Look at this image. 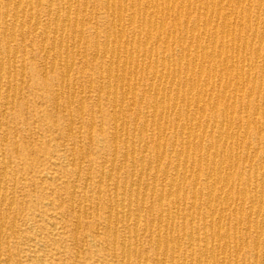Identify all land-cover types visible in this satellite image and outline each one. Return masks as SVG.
<instances>
[{
    "label": "rangeland",
    "instance_id": "rangeland-1",
    "mask_svg": "<svg viewBox=\"0 0 264 264\" xmlns=\"http://www.w3.org/2000/svg\"><path fill=\"white\" fill-rule=\"evenodd\" d=\"M0 1V264H197L196 256L203 250L204 240L201 239L204 235L207 237L208 247L214 250L219 242L227 245L226 259L222 255L216 258L221 264H264V248L262 249L261 245L264 243V232L260 234L249 229L250 220L264 221V215H254L249 211V206L255 199H263L264 202V165H261L264 158V70L260 67L261 61L264 62V0H168L169 3L167 0H117L116 7L119 4L122 8L126 6L122 9L124 16L121 24H124V27L122 26L121 31L118 30L115 15L106 8L110 4L109 0H16L15 3L9 0ZM167 3L169 7L176 8L172 11L173 14L166 11ZM155 4L161 8L160 13L150 18L145 17L142 14L145 6L151 8ZM211 5L214 8H211ZM187 11L189 13H186ZM218 12L223 18L216 15ZM15 13L17 19L13 17ZM132 13L135 14L132 15L134 19ZM204 16L206 21H213L212 25L209 21L205 25ZM34 20L38 23L37 26ZM132 20H136L133 25ZM193 27L196 32L200 30L201 34L205 30L210 36L209 41L203 36L198 42L193 36L196 34ZM220 27L226 28L230 33L226 40L223 39L225 34L222 36L219 32ZM149 31H152L151 34ZM225 42L229 47L227 56L217 52H221V45ZM42 43L45 45L42 46ZM137 46H140V50L136 49ZM197 46L202 53H207L206 60L203 59L205 61L195 60L197 58H194V49L197 50ZM183 47L187 49L183 51ZM244 47L246 48L243 49ZM106 49L115 51L122 59L132 58L127 68L131 74L130 83L127 85L132 92L127 97L121 95L124 90H118L114 99L106 89L107 85L123 74L122 65L112 67L111 70L109 63L112 55L106 56ZM188 55L190 57H187L186 61L185 57ZM212 56L220 57L218 60L228 61L229 65L236 67L231 81L225 79V72H219L218 63H209ZM148 59L156 61L148 66L149 68L144 64ZM137 64L138 68L135 67ZM180 65L181 69L178 67ZM201 65L206 71H212L211 73L216 70L213 73H216L213 93L208 94L209 91L204 90L207 89L208 83L205 78H198L201 83L196 80L198 83L193 85L188 80V72L199 71ZM239 69L244 70L240 72ZM184 70L187 73L183 72ZM159 71L168 73L170 79L161 80V88L164 86L161 93H164L167 99L163 104L161 102L163 135L158 141L163 156L157 158L152 148L156 131L148 128L145 131L143 126L153 119L150 111L153 100L150 96L154 93L155 86H149L156 82L151 77L154 78ZM173 77L176 78V86L179 85V88L171 84ZM197 92L207 95L204 104L196 105L194 101L190 105L182 103L187 95L195 97ZM218 96L228 98L225 105L232 104V107L235 104V111H228V118L221 107L216 111L208 105ZM207 98L212 99L209 101ZM115 111H118V115ZM115 116L120 118L123 128L120 127L121 139L118 138L117 142H113ZM225 122L232 123V129L230 128L227 134L237 141L236 147L239 150L237 153L225 151L226 156L234 157L236 164L231 168L233 175L229 192H232L226 193L231 196L228 195L232 201H229L231 204L228 211L223 214L224 219L219 222L210 217L205 204L207 187L203 179L212 169L203 164L193 166L191 161L185 163L184 167L181 166L179 175L174 174L173 168L176 165L175 154L182 155L183 143L187 141L181 139L182 130L200 125L199 129H192L191 139L192 148L196 150L192 151L193 154L200 156L210 143L211 126H220ZM178 130L180 131L177 132ZM203 135L206 139L200 144ZM246 150H249L251 155H247ZM252 156L255 157L253 162ZM111 161L114 163L113 167ZM182 168L185 175L182 174ZM171 179H175L180 186L179 196L175 197L180 202L177 211L171 210V198L168 197L167 188L160 187L163 182ZM261 185L262 189L259 190ZM238 190L248 191L249 197L241 202L236 194ZM115 202L123 204L125 214L110 211ZM171 222L174 228L170 231L172 233L169 230L166 231L167 234L156 233L159 223L165 226ZM181 236L184 240H181ZM212 241L213 243H210ZM123 244L126 245L124 250ZM122 252H125L124 260L121 258ZM204 263L214 264L210 260Z\"/></svg>",
    "mask_w": 264,
    "mask_h": 264
},
{
    "label": "bare ground",
    "instance_id": "bare-ground-1",
    "mask_svg": "<svg viewBox=\"0 0 264 264\" xmlns=\"http://www.w3.org/2000/svg\"><path fill=\"white\" fill-rule=\"evenodd\" d=\"M9 1H11L12 3H15L16 2V0H9ZM19 1H21V0H19ZM29 1H31V0H29ZM50 1V0H49ZM67 1V0H66ZM121 1V0H120ZM151 1V0H150ZM153 1H155L156 2V0H153ZM161 1V0H160ZM170 1V0H169ZM169 1L167 0L166 2H168L169 3ZM227 1H229V0H227ZM240 1V0H239ZM244 1V0H243ZM1 2V1H0ZM32 2V1H31ZM51 2V1H50ZM108 2H110V4L109 5H111V6H106V8L108 9V11L109 12H112L113 14V16L115 15V19H116V23H118V25L117 26H119V31H121V29L124 27L122 24H121V22H122V20H123V16H124V14L122 13V9H124V8H122L121 7V5L119 4V2H118V7H116V3H117V0H109ZM148 2V1H147ZM152 2V1H151ZM154 2V3H155ZM197 2V1H196ZM215 2V1H214ZM2 3V2H1ZM0 3V4H1ZM61 3H62V1H61ZM68 3H69V1H68ZM67 3V4H68ZM149 3V2H148ZM163 3V2H162ZM168 3H167V8H166V11H175L176 10V8L174 7V6H171V7H169V5H168ZM221 3V2H220ZM241 3V2H240ZM32 4V3H31ZM50 4V3H49ZM107 4V3H106ZM172 4V3H171ZM182 4V3H181ZM189 4V3H188ZM198 4V3H197ZM211 4V3H210ZM215 4V3H214ZM222 4V3H221ZM231 4V3H230ZM152 5V4H151ZM163 5V4H162ZM183 5V4H182ZM181 5V6H182ZM190 5V4H189ZM207 5V4H206ZM206 5H205V7H206ZM212 5H213V3H212ZM211 5V8L213 7ZM218 5H220V4H218ZM239 5V4H238ZM237 5V6H238ZM139 6H141L140 4H139ZM215 6V5H214ZM222 6V5H221ZM249 6V5H248ZM49 7V6H48ZM134 7V6H133ZM184 7V6H183ZM182 7V8H183ZM187 7V6H186ZM189 7V6H188ZM187 7V8H188ZM199 7V6H198ZM200 7H201V5H200ZM199 7V8H200ZM203 8L204 9V11L206 10V8L208 7H206V8ZM219 7V6H218ZM18 8V7H17ZM69 8H70V5H69ZM131 8V7H130ZM139 7H137V9H138ZM145 10H144V12L142 13V14H144V16L145 17H152V16H155L156 14H158V13H160V11H161V8L159 7V6H157L156 4H155V6H153V7H151V8H148V7H146L145 6ZM181 8V9H182ZM186 8V9H187ZM190 8V7H189ZM195 8V7H194ZM214 8V7H213ZM222 8V7H221ZM5 9H6V7H5ZM77 9V8H76ZM201 9V8H200ZM219 9V8H218ZM84 10V9H83ZM115 10L117 11V12H115ZM126 10V9H125ZM125 10H123L124 12H125ZM163 11H164V9H162ZM187 10H190V9H187ZM212 10H214V9H212ZM211 10V11H212ZM221 10V9H220ZM223 10V9H222ZM22 11H23V9H22ZM68 11V10H67ZM138 11H140L141 12V10H140V8L138 9ZM162 11V12H163ZM201 11V10H200ZM131 12H133V11H131ZM140 12H138V13H140ZM198 12H199V10H198ZM17 13V12H16ZM16 13L13 15V17H14V19H17L18 17H17V15H16ZM167 12H165V14H166ZM177 13V12H176ZM186 13H189L188 11L186 12ZM200 13V12H199ZM199 13H197V15L199 14ZM207 13V12H206ZM211 13H213V12H211ZM13 14V13H12ZM134 13H132L131 14V16L133 15ZM170 14V13H169ZM168 14V15H169ZM172 14H173V12H172ZM193 14V13H192ZM203 14H204V12H203ZM214 14V13H213ZM22 15H24V14H22ZM111 15V14H110ZM111 15V16H112ZM135 15V14H134ZM133 15V16H134ZM141 15V14H140ZM161 15H163V14H161ZM167 15V14H166ZM176 15H178V14H176ZM182 15V14H181ZM205 15V14H204ZM208 15V14H207ZM216 15H218V17H222V14L221 13H216ZM257 15V14H256ZM132 16V17H133ZM144 16H143V18H144ZM164 16V15H163ZM209 16H211V15H209ZM224 16H227V15H224ZM30 17V16H29ZM32 17V16H31ZM67 17V16H66ZM127 17H129L130 18V16L128 15ZM167 17V16H166ZM185 17H186V15H185ZM187 17H189L188 16V14H187ZM229 17V16H228ZM227 17V18H228ZM242 17V16H241ZM59 18V17H58ZM113 18V17H112ZM128 18V19H129ZM139 18V17H138ZM205 18V16L203 17V19ZM217 18V17H216ZM223 18V17H222ZM13 19V20H14ZM133 19H134V17H133ZM155 19V18H154ZM168 19V18H167ZM190 19V18H189ZM211 19V18H210ZM220 19V18H219ZM218 19V20H219ZM234 19V18H233ZM248 19V18H247ZM3 20V19H2ZM55 20V19H54ZM113 20V19H112ZM151 20V19H150ZM156 20V19H155ZM186 20V19H185ZM188 20V19H187ZM186 20V21H187ZM217 20V19H216ZM240 20V19H239ZM264 20V19H263ZM4 21V20H3ZM23 21V20H22ZM35 21V20H34ZM57 21V20H56ZM114 21V20H113ZM135 21L136 20H132L131 21V24L133 25V24H135ZM140 21V20H139ZM166 21V20H165ZM185 21V22H186ZM208 21L209 20H207L206 21V18H205V25H207L208 24ZM224 21V20H223ZM240 21H242V19L240 20ZM144 22V21H143ZM164 22V21H163ZM178 22H179V20H178ZM190 22V21H189ZM188 22V23H189ZM199 22V21H198ZM197 22V23H198ZM207 22V23H206ZM210 22V21H209ZM213 22V21H212ZM212 22H210V25H212L211 23ZM214 22H216V21H214ZM225 22H227V19L225 20ZM224 22V23H225ZM229 22V21H228ZM5 23V22H4ZM16 23V22H15ZM138 23V22H137ZM141 23V22H140ZM150 23V22H149ZM180 23V22H179ZM224 23H222L223 25H224ZM247 23H248V20H247ZM21 24V23H20ZM19 24V25H20ZM55 24H56V22H55ZM112 24V23H111ZM114 24V23H113ZM151 24V23H150ZM176 24H177V21H176ZM185 24V23H184ZM199 24V23H198ZM221 24V25H222ZM226 24V23H225ZM13 25H15V24H13ZM23 25V24H22ZM38 25V23H36V21H35V26H37ZM47 25V24H46ZM62 25V24H61ZM156 25V24H155ZM186 25H187V23H186ZM197 25V24H196ZM203 25H204V23H203ZM217 25H218V23H217ZM216 25V26H217ZM222 25V26H223ZM123 26V27H122ZM141 26H143L142 24H141ZM147 26H148V24H147ZM153 26H154V23H153ZM188 26V25H187ZM229 26V25H228ZM227 26V27H228ZM248 26V25H247ZM12 27V26H11ZM128 27H130V26H128ZM148 27H150L151 28V26H148ZM155 27V26H154ZM195 27V26H194ZM194 27H193V29H194ZM197 27H199V25L197 26ZM208 27V26H207ZM218 27V26H217ZM224 27V26H223ZM223 27L219 30V32H221L222 34V36H223V34H225V37H223V39H227V37H229L230 36V33L228 32V30L226 29V28H224L223 29ZM249 27V26H248ZM61 28V27H60ZM113 28H115V26L113 27ZM143 28V27H142ZM153 28V27H152ZM186 28V27H185ZM191 27H189V30H191L190 29ZM196 28V27H195ZM209 28V27H208ZM49 29V28H48ZM174 29V28H173ZM200 29V28H199ZM202 29V28H201ZM213 29H215V26L213 27ZM227 31H226V30ZM234 29V28H233ZM239 29V28H238ZM159 30H161V28H159ZM188 30V29H187ZM196 29H194L193 31H195ZM207 30V29H206ZM218 30V29H217ZM240 30V29H239ZM256 30V29H255ZM7 31V30H6ZM113 31H114V29H113ZM118 31V32H119ZM165 30H163V32H164ZM186 31V30H185ZM204 31V33H200V30L198 31L197 30V32H196V34L195 35H193L194 33L193 32H191V31H189L190 33H193L192 35L193 36H195L196 37V40H198V42H199V39H201L203 36L204 37H207V39L206 40H208L209 38H210V36L205 32V30H203ZM216 31V30H215ZM231 31H232V29H231ZM234 31V30H233ZM232 31V32H233ZM248 31H249V29H248ZM115 32V31H114ZM150 32V31H149ZM152 32V31H151ZM151 32H150V34H151ZM162 32V31H161ZM175 32V31H174ZM173 32V33H174ZM187 32V31H186ZM238 32V31H237ZM242 32V31H241ZM240 32V33H241ZM254 32H256V31H254ZM253 32V33H254ZM9 33H10V31H9ZM113 33V32H112ZM123 33V32H122ZM165 33V32H164ZM172 33V34H173ZM262 33V32H261ZM44 34V33H43ZM119 34V33H118ZM148 34V33H147ZM186 34V33H185ZM245 34V33H244ZM256 34V33H255ZM112 35H114L115 36V34H112ZM123 35V34H122ZM149 35V34H148ZM159 35H161V33L159 34ZM170 34H168V36H169ZM176 35V34H175ZM239 35V34H238ZM246 35V34H245ZM263 35V34H262ZM262 35H261V38H262ZM167 36V35H166ZM167 36V37H168ZM191 36V35H190ZM189 36V37H190ZM5 37V36H4ZM22 37V36H21ZM117 37H119V36H117ZM120 37H122L121 36V33H120ZM159 37V36H158ZM157 37V38H158ZM167 37H165L166 39H167ZM173 37V36H172ZM178 37H179V35H178ZM187 37V36H186ZM186 37L184 38V39H186ZM192 37V36H191ZM231 37H233V36H231ZM60 38V37H59ZM67 38V37H66ZM115 38V37H114ZM159 38H161V36L159 37ZM158 38V39H159ZM169 38V37H168ZM174 38V37H173ZM215 38H216V36H215ZM116 39V38H115ZM147 39V38H146ZM145 39V40H146ZM149 39V38H148ZM147 39V40H148ZM165 39V40H166ZM182 39H183V37H182ZM203 39V38H202ZM217 39V38H216ZM216 39H215V41H216ZM222 39V37H220V40ZM263 39V38H262ZM114 40V39H113ZM112 40V41H113ZM119 40H120V42H121V38H119ZM150 40V39H149ZM164 40V39H163ZM191 40V39H190ZM189 40V41H190ZM213 40V39H212ZM212 40H210L211 41V43H212ZM231 40H233V39H231ZM244 40V39H243ZM255 40H256V37H255ZM259 40V39H258ZM107 41H108V39H107ZM107 41H106V43H107ZM110 41V40H109ZM186 41V40H185ZM209 41V40H208ZM260 41V40H259ZM45 42V41H44ZM43 42V43H44ZM61 42V41H60ZM127 42V41H126ZM129 42V41H128ZM131 42V41H130ZM148 42V41H147ZM147 42H145V43H147ZM156 42V41H155ZM158 42V41H157ZM164 42V41H163ZM192 42V41H191ZM263 42V41H262ZM43 43H42V46H44L43 45ZM110 43V42H109ZM109 43H108V45H109ZM113 43V42H112ZM116 42H114V44H115ZM145 43H143L142 42V44H145ZM179 43V42H178ZM193 43V42H192ZM205 43H207V42H205ZM214 43V42H213ZM232 43V42H231ZM233 43H234V41H233ZM238 43V42H237ZM243 43V42H242ZM120 44V43H119ZM132 44V43H131ZM189 44H190V42H189ZM51 45H53V44H51ZM61 45V44H60ZM107 45V44H106ZM106 45H105V48H106ZM121 45V44H120ZM180 45V44H179ZM193 45V44H192ZM200 45V44H199ZM220 45V44H219ZM228 44H226V42L225 43H223L222 45H221V52L220 51H217L218 53H221V55H224V54H226V56H227V52L229 51V47L227 46ZM233 45V44H232ZM231 45V46H232ZM55 46V45H54ZM59 46V45H58ZM112 46H114V45H112ZM111 46V47H112ZM119 46V45H118ZM129 46V45H128ZM128 46L126 47V48H128ZM147 45H145V47H146ZM211 46V45H210ZM215 46H216V44H215ZM237 46V45H236ZM262 46V45H261ZM261 46H259V47H261ZM108 47V46H107ZM115 47V46H114ZM114 47H112V48H114ZM125 47H123V48H125ZM138 47V46H137ZM136 47V49H139L140 48V46L137 48ZM143 47V46H142ZM145 47H144V49H145ZM148 47V46H147ZM182 47V46H181ZM189 47V46H188ZM198 47V46H197ZM196 47V48H197ZM213 47V46H212ZM219 47V46H218ZM237 47H239V46H237ZM237 47H236V49H237ZM62 48V47H61ZM104 48V47H103ZM118 48V47H117ZM179 48V47H178ZM199 48L200 47H198V49L197 50H195L194 49V51H195V53H194V58H197V59H195L196 61L198 60V59H205L206 60V57H207V53L205 54V53H202L200 50H199ZM216 48V47H215ZM246 47H244L243 49H245ZM251 48V47H250ZM52 49H54V48H52ZM120 49V48H119ZM143 49V50H144ZM180 49V48H179ZM187 49V48H186ZM184 47H183V51L184 50H186ZM202 49V48H201ZM203 49H205V48H203ZM220 48H218V50H219ZM232 49V48H231ZM231 49H230V52H232L231 51ZM235 49V50H236ZM240 49H242V48H240ZM113 50V49H112ZM118 50V49H117ZM123 50H125V49H123ZM132 50V49H131ZM135 50V49H134ZM140 50V49H139ZM139 50H138V52H139ZM151 50H152V48H151ZM155 50V49H154ZM182 50V49H181ZM190 49L188 48V51H189ZM205 50H207V49H205ZM238 50V49H237ZM43 51V50H42ZM67 51V50H66ZM97 51H98V49H97ZM68 52V51H67ZM129 52H131V51H129ZM152 52V51H151ZM181 52V51H180ZM204 52V51H203ZM214 51H212V53H213ZM48 53H49V51H48ZM78 53V52H77ZM105 55L107 56V54H111L112 55V57H110V58H112L111 60H110V63H109V65L111 64V70L113 69L112 67H115V66H117L118 67V65L120 66V65H122V68H123V70L121 71V72H123V74L122 75H120L114 82H112L111 84H109V85H107V87H106V89H107V91L110 93V95H112L113 97H114V99H115V97H117V95H118V90H124V92H123V94H121L122 95V97H127V96H129V95H131V89H130V87L127 85V84H129L130 82V77H131V74H129L128 73V67H129V65H130V61H131V59H128L127 57H125L124 59H122V58H120V56L119 55H117V53L115 54V51L114 52H111L109 49H106L105 50ZM103 53V54H104ZM124 53V52H123ZM127 53V52H126ZM233 53V52H232ZM67 54V53H66ZM143 54H145V53H143ZM181 54V53H180ZM186 54H187V52H186ZM214 54V53H213ZM104 55V56H105ZM132 57H133V55L132 54H130ZM149 55V54H148ZM150 55H151V53H150ZM221 55H220V57H221ZM260 54H258V57H260L259 56ZM1 56V55H0ZM45 56H46V54H45ZM123 56V55H122ZM138 56V55H137ZM164 56V55H163ZM183 56V55H182ZM209 56V55H208ZM211 56V55H210ZM225 56V57H226ZM232 56V55H231ZM12 57V56H11ZM15 57V56H14ZM129 57V56H128ZM136 57V56H135ZM151 57V56H150ZM149 57V58H150ZM181 57V56H180ZM187 57H190L189 55L188 56H186L185 57V60L186 61H188V58ZM220 57H218V58H220ZM224 57V58H225ZM256 57V56H255ZM263 57H264V53H263ZM7 58H9V57H7ZM45 58H47V57H45ZM60 58V57H59ZM83 58V57H82ZM86 58V57H85ZM137 58V57H136ZM146 58V57H145ZM144 58V59H145ZM211 58V59H210ZM209 59H210V61H209V63L210 64H213V65H215L216 63H218L219 65H220V71L219 72H221V70L223 71V73L225 72V79H231L232 77H233V70H234V68H236V67H234L233 65L231 66V65H229L228 64V61L227 62H225L224 60H218V58H217V56L215 57V56H212V57H210ZM222 58V57H221ZM229 58H230V56H229ZM14 59V58H13ZM44 59V58H43ZM138 59H139V57H138ZM137 59V60H138ZM143 59V60H144ZM152 59V58H151ZM149 60L147 63H144L145 65H147V67L148 66H151V65H153L154 63H156V61H155V59H156V57H155V59H154V61L153 60ZM163 59V58H162ZM161 59V60H162ZM169 59V58H168ZM208 59V60H209ZM233 59V58H232ZM249 59V58H248ZM251 59V58H250ZM256 59V58H255ZM264 59V58H263ZM9 60V59H8ZM182 60V59H181ZM194 60V59H193ZM193 60H191V61H193ZM205 60H203V61H205ZM226 60H228L227 59V57H226ZM259 60V59H258ZM3 61V60H2ZM145 61V60H144ZM163 61V60H162ZM167 61H170V60H167ZM183 61V60H182ZM195 61V62H196ZM232 61V60H231ZM246 61H247V59H246ZM250 60H248V62H249ZM256 61V60H255ZM142 62V61H141ZM180 62V61H179ZM198 62V61H197ZM247 62V63H248ZM262 63H261V66L260 67H262L261 69H263L264 70V62L263 61H261ZM136 63V62H135ZM204 63V62H203ZM257 63V62H256ZM255 63V64H256ZM9 64V63H8ZM131 64H132V62H131ZM162 64V63H161ZM160 64V65H161ZM201 64V63H200ZM205 64V63H204ZM210 64H208V65H210ZM143 65V64H142ZM157 65V64H156ZM163 65V64H162ZM172 65H174L173 63H172ZM186 65V64H185ZM196 65V64H195ZM243 65V64H242ZM1 66V65H0ZM9 66V65H8ZM132 66V65H131ZM138 66V64L137 65H135V67L136 68H138L137 67ZM164 66V65H163ZM175 66V65H174ZM173 66V67H174ZM188 66V65H187ZM194 66V65H193ZM192 66V67H193ZM202 66V65H201ZM205 66V65H204ZM251 66V65H250ZM10 67V66H9ZM178 67H180L179 69H181V65L180 66H178ZM199 67V66H198ZM242 67V66H241ZM3 68V67H2ZM110 68V67H109ZM141 68H143L142 66H141ZM149 68V67H148ZM195 67H193V69H194ZM200 68V67H199ZM8 69V68H7ZM156 69H157V67H156ZM165 69V68H164ZM172 69H174V68H172ZM207 69H209V68H207ZM251 69H252V66H251ZM115 70H117V69H115ZM128 70V71H127ZM145 70H146V68H145ZM187 70V69H186ZM195 70V69H194ZM199 70V69H198ZM241 70L243 71L244 69H239V71L241 72ZM2 71V70H1ZM134 71V70H133ZM147 71H149V69H147ZM146 71V72H147ZM152 71H154V70H152ZM162 71H164V70H162ZM168 71H170V70H168ZM180 71V70H179ZM188 71V70H187ZM196 71V70H195ZM195 71H192V72H188V76H189V81H190V83L193 85V84H196L195 82H197L198 80V78L200 79V78H205L206 79V82H208L207 83V89H204V90H206V92L207 91H209V93L208 94H210V92H214L215 91V88H214V84H215V78H216V73L215 74H213V73H211V72H209V71H206V69H205V67H201L200 68V72L199 71H197V72H195ZM118 71H116V73H117ZM130 72V71H129ZM137 72V71H136ZM142 72V71H141ZM183 72H186L185 70L183 71ZM263 72V71H262ZM132 73V72H131ZM134 73V72H133ZM145 73V72H144ZM155 73H156V71H155ZM162 72H160L159 71V73H157V74H155L153 77L154 78H152L151 77V79H154V81H156L155 83H152V84H150V86L149 87H154L155 89H154V93L150 96L151 97V99L153 100V104H152V106H151V108H150V111H151V114L153 115V119L150 121V122H148L147 123V125L146 126H143L144 127V130L145 129H150L151 131H156V134L154 135V137H153V143L151 142V140H150V143H152V148H153V151L156 153V157L157 158H159V157H162L163 156V152L161 151V145H160V143L158 142V141H160L161 140V135H163V134H161V125H162V120H163V117L161 116V113H162V107H161V102H162V104H163V101L165 102V100L167 99V98H165V94L163 93H161V83H162V81L161 80H167V79H170L169 78V74L167 73H162ZM172 73H175V72H173L172 71ZM187 73V72H186ZM110 74V73H109ZM108 74V75H109ZM152 74H154V73H152ZM185 74V73H184ZM238 74V73H237ZM243 74V73H242ZM241 74V76H243ZM112 75V74H111ZM117 76V74H114V76ZM172 76H174L173 74H171ZM219 75V74H218ZM66 76V75H65ZM135 76V75H134ZM134 76H133V78H134ZM176 76V75H175ZM223 76V75H222ZM249 76V75H248ZM1 77V76H0ZM9 77V76H8ZM219 77V76H218ZM217 77V78H218ZM236 77V76H235ZM240 77V76H239ZM174 78V80H173V82H171V84L173 85H175L176 86V82H175V77H173ZM172 78V79H173ZM249 78V77H248ZM63 79V78H62ZM220 78H218V80H219ZM236 79V78H235ZM234 79V80H235ZM237 79H239V78H237ZM197 80V81H196ZM221 80V79H220ZM243 80H245L244 78H243ZM153 81V82H154ZM172 81V80H171ZM231 81V80H230ZM230 81H229V85H230ZM232 81H233V79H232ZM237 81V80H236ZM247 81V80H246ZM129 82V83H128ZM165 82V81H164ZM163 82V83H164ZM178 82V81H177ZM185 82V81H184ZM199 83H201L200 81H198ZM197 82V83H198ZM225 82H227V80L225 81ZM170 83V82H169ZM220 83H222V82H220ZM233 83V82H232ZM166 84V83H165ZM171 84H169V85H171ZM205 84V83H204ZM223 84V83H222ZM225 84V83H224ZM223 84V85H224ZM183 85V84H182ZM187 85V84H186ZM216 85H218V84H216ZM220 85V84H219ZM234 85V84H233ZM235 85H237V84H235ZM240 85V84H239ZM238 85V86H239ZM127 86V87H126ZM179 86V85H178ZM178 86H176L177 88H179ZM188 86V85H187ZM186 86V87H187ZM203 86H205V85H203ZM227 86V85H226ZM225 86V87H226ZM129 87V88H128ZM171 87H173V86H171ZM175 87V88H176ZM219 87V86H218ZM224 87V86H223ZM222 87V88H223ZM228 87V86H227ZM253 87V86H252ZM196 88V87H195ZM149 89V88H148ZM163 89H164V86H163ZM162 89V90H163ZM181 89H183V88H181ZM150 90H151V88H150ZM197 90V89H196ZM217 90V89H216ZM224 90V89H223ZM134 91V90H133ZM190 91V90H189ZM198 91V90H197ZM220 91V90H219ZM227 91H228V89H227ZM240 91V90H239ZM122 92V91H121ZM152 92V91H151ZM163 92V91H162ZM200 92H202V90L200 91ZM196 93L197 95L195 96V97H193V96H188L187 95V97L185 98V99H183V101H182V103L184 104V105H190L193 101H194V103L197 105V103L198 104H204V102H205V97L207 96V95H204V94H202V93ZM205 92V91H204ZM222 92V91H221ZM226 92V91H225ZM252 92V91H251ZM134 93V92H133ZM190 93H192V92H190ZM190 93H189V95H190ZM216 93H217V91H216ZM223 94V93H222ZM226 94V93H225ZM143 95V94H142ZM183 95V94H182ZM193 95V94H192ZM218 95H219V93H218ZM235 95V94H234ZM59 96V95H58ZM212 96H213V94H212ZM211 96V97H212ZM225 96V95H224ZM224 96H218V98L215 100V98H214V102L213 103H210L211 101V99L209 100L208 98V100L210 101L209 103H208V105H209V107L211 108V109H213V110H218V108L219 107H221L226 113V115H225V117H227L228 115H230V114H228L227 115V113H228V111H235L234 109H233V106L235 105V104H233V106L231 107V105L229 106V105H225L226 104V102H227V99L228 98H226V97H224ZM241 95L239 94V97H240ZM168 97V96H167ZM132 98V97H131ZM247 98V97H246ZM57 99V98H56ZM143 99V98H142ZM174 99V98H173ZM233 99H234V101H235V98L233 97ZM175 100V99H174ZM177 100H178V97H177ZM6 101V100H5ZM134 102V101H133ZM169 101H167V103H168ZM207 102V101H206ZM229 102V101H228ZM239 102H240V99H239ZM247 102V101H246ZM256 102V101H255ZM123 103V102H122ZM120 104V103H119ZM177 104V103H176ZM176 104H174V105H176ZM228 104V103H227ZM240 104V103H239ZM168 105H169V103H168ZM167 105V106H168ZM247 105V104H246ZM173 106V105H172ZM98 107V106H97ZM187 107V106H186ZM194 107H196V106H194ZM202 107V106H201ZM200 107V108H201ZM203 107H204V105H203ZM83 108V107H82ZM115 108H116V106H115ZM119 108V107H118ZM169 108V107H168ZM174 108V107H173ZM189 108V107H188ZM196 108H198V107H196ZM195 108V109H196ZM199 108V109H200ZM246 108V107H245ZM164 109V108H163ZM166 109V108H165ZM186 109V108H185ZM253 109H255V108H253ZM98 110V109H97ZM122 110V109H121ZM138 110V109H137ZM167 110H169V109H167ZM166 110V111H167ZM201 110H203V108L201 109ZM201 110H199V111H201ZM177 111V110H176ZM188 111V110H187ZM198 111V110H197ZM204 111H206L205 109H204ZM245 111V110H244ZM116 113L118 112V111H115ZM115 112H113L114 114H115ZM164 112V111H163ZM168 112V111H167ZM175 112V111H174ZM223 112V111H222ZM169 113V112H168ZM187 113V112H186ZM202 113V112H201ZM174 114V113H173ZM234 114V113H233ZM241 114V113H240ZM245 114L247 115V112H245ZM116 115V114H115ZM117 115H118V113H117ZM196 115V114H195ZM252 115H254V114H252ZM192 116V115H191ZM250 116V115H249ZM146 117V116H145ZM161 117H162V119H161ZM183 117V116H182ZM185 117H186V115H185ZM201 117H204V116H201ZM222 117V116H221ZM224 117V118H225ZM247 117V116H246ZM167 118V117H166ZM179 118H180V121H181V117L179 116ZM187 118V117H186ZM228 118V117H227ZM227 118H225V119H227ZM250 118V117H249ZM257 118V117H256ZM113 119V118H112ZM138 119V118H137ZM136 119V120H137ZM175 119H176V117H175ZM120 118L117 116H115L114 117V125H115V132H114V140L115 141H113V142H117V139L119 138V139H121L120 138V129L122 128L121 126L122 125H120ZM149 120V119H148ZM187 120V119H186ZM192 120V119H191ZM255 120V119H254ZM177 121V120H176ZM175 121V122H176ZM180 121H178V123L180 122ZM165 122V121H164ZM201 122V121H200ZM199 122V123H200ZM206 122V121H205ZM224 122V121H223ZM177 123V124H178ZM187 123V122H186ZM185 123V124H186ZM254 123V122H253ZM137 124V123H136ZM166 124H168V123H166ZM169 124H171L170 122H169ZM176 124V123H175ZM192 124V123H191ZM213 124V123H212ZM232 124V123H231ZM231 124H229L228 122H225V124L223 123L222 125H220V126H211V128H210V133H209V137H210V143L209 144H207L208 146L205 148V152L204 153H202V154H200V156H196V155H194L193 154V152L194 151H196V150H194V148H192V145H193V140H191L192 139V129L193 128H198L199 129V127H200V125H199V127H198V125L196 126V125H191L192 126V128H190V129H185V130H182V137H181V139L184 141V139H187V143L185 142V144L183 143V146H182V148H183V153H182V155L180 154V155H176L175 154V162H176V165H175V169L173 168V171L175 172L174 174H176V175H179L181 172V170H180V168H181V166L183 165V167H184V164L186 163L187 164V162H190V163H192L193 164V166L194 165H206V166H208V167H210V169H212L207 175H205V177H204V179H203V181H204V183H205V185H206V187H207V194H206V198H205V204H206V209H207V211L209 212V215H210V217L213 219V220H217V221H219V222H222L221 220H223L224 219V216H223V214H226V212L228 211V208H229V204H231V202H229V201H232V200H230L229 199V197H228V195L229 194H226L227 192H229V190H230V188H231V186H232V175H233V173H232V167H233V165L234 164H236V162L234 161V157H232V155L231 156H226L225 155V151H227V150H230L229 152L231 153V152H233V153H237L238 152V148L236 147L237 146V141L234 139V138H232V137H230L228 134H227V132H228V130H231L232 128V125ZM248 124V123H247ZM179 125V124H178ZM178 125H177V127H178ZM164 126H166V125H164ZM167 126H170V125H167ZM183 126V125H182ZM187 126V125H186ZM190 126V127H191ZM248 126V125H247ZM121 127V128H120ZM146 127V128H145ZM163 127V126H162ZM176 127V126H175ZM188 127V126H187ZM258 127V126H257ZM204 128V127H203ZM205 128H206V126H205ZM204 128V129H205ZM231 128V129H230ZM89 129V128H88ZM123 129V128H122ZM163 129H165V128H163ZM176 129V128H175ZM174 129V130H175ZM201 129V128H200ZM207 129H208V127H207ZM206 130V129H205ZM122 131V130H121ZM145 131H147V130H145ZM144 131V132H145ZM176 131V130H175ZM180 130H178L177 132H179ZM195 132H196V130H194ZM200 131V130H199ZM248 131V130H247ZM202 132H203V130H202ZM201 132V133H202ZM217 133V134H215L214 135V133ZM141 133V132H140ZM151 133V132H150ZM163 133V132H162ZM206 133V132H205ZM195 133H193V135H194ZM204 134V133H203ZM211 134V135H210ZM233 134V133H232ZM244 134H245V132H244ZM207 135V134H206ZM145 136V135H144ZM179 136V135H178ZM247 136V135H246ZM133 137V136H132ZM195 137V136H194ZM139 138V137H138ZM118 139V140H119ZM151 139V138H150ZM194 139V138H193ZM197 139V138H196ZM196 139H194V140H196ZM206 139V136L205 135H203V136H201V138H200V141H199V143L200 142H204V140ZM126 140V139H125ZM181 140V141H182ZM164 142V141H163ZM166 142V141H165ZM240 142V141H239ZM182 143V142H181ZM126 144V143H125ZM201 144V143H200ZM242 144V143H241ZM146 145V144H145ZM182 145V144H181ZM180 146V145H179ZM114 147V146H113ZM163 147V146H162ZM195 147V146H194ZM247 147V146H246ZM264 147V146H263ZM138 148V147H137ZM257 148H259V147H257ZM146 149V148H145ZM247 149V148H246ZM173 150V149H172ZM182 150V149H181ZM194 150V151H193ZM200 150V149H199ZM260 150V149H259ZM144 151V150H143ZM193 151V152H192ZM247 152H245V153H247V155H251V152L249 151V150H246ZM198 152V151H197ZM258 152V151H257ZM116 153V152H115ZM177 153V152H176ZM181 153V152H180ZM196 153V152H195ZM200 153V152H199ZM239 154H240V152H239ZM124 155V154H123ZM133 155V154H132ZM256 155V154H255ZM254 155V156H255ZM236 157H237V155H235ZM127 157V156H126ZM171 157V156H170ZM236 157H235V160H236ZM247 157V156H246ZM253 157V156H252ZM251 157V160L252 159H254L255 157H253L252 158ZM142 158V157H141ZM198 158V159H197ZM248 158V157H247ZM246 158V159H247ZM132 159V158H131ZM161 160V159H160ZM238 160V159H237ZM113 161V160H112ZM112 161H111V163H112ZM126 161V160H125ZM163 161V160H162ZM161 162V161H160ZM239 162V161H238ZM246 162V161H245ZM252 162H253V160H252ZM124 163V162H123ZM250 163V162H249ZM132 164V163H131ZM237 164H239V163H237ZM245 164V163H244ZM157 165V164H156ZM261 165H264V158L261 160ZM114 166V163H112V166L111 167H113ZM122 166V165H121ZM255 166V165H254ZM110 167V168H111ZM235 167V166H234ZM117 168V167H116ZM160 168V167H159ZM200 168V167H199ZM232 168V169H231ZM250 168V167H249ZM79 169V168H78ZM122 169V168H121ZM148 169V168H147ZM168 169V168H167ZM190 169V168H189ZM201 169V168H200ZM209 169V170H210ZM236 169V168H235ZM141 171V170H140ZM236 171V170H235ZM191 172V171H190ZM1 173H3V172H1ZM4 173H5V171H4ZM185 173V171L183 170V168H182V174L183 175H185L184 174ZM197 174V173H196ZM196 174H195V176H196ZM256 174V173H255ZM112 175V174H111ZM147 175V174H146ZM154 175V177L156 176L155 174H153ZM239 175H241V174H239ZM262 175H264V174H262ZM4 177H5V175H3ZM140 176V175H139ZM159 176V175H158ZM172 176V175H171ZM175 176V175H174ZM253 176H254V174H253ZM112 177V176H111ZM189 177V176H188ZM199 177V176H198ZM1 178H2V176H1ZM89 178V177H88ZM106 178V177H105ZM108 178V177H107ZM147 178V177H146ZM152 178V177H151ZM157 178V177H156ZM195 178V177H194ZM239 178V177H238ZM132 179V178H131ZM175 179H177V178H175ZM175 179H171V180H169L168 182H163L162 184H161V186L160 187H165V188H167V192H168V197H170L171 198V202H170V207H171V210L173 211V210H176L177 211V209H179L180 208V202L179 201H177L176 200V195H178V191H179V188H180V186H179V184H178V182L175 180ZM250 179V178H249ZM255 179V178H254ZM178 180V179H177ZM139 181V180H138ZM146 181V180H145ZM153 181V180H152ZM162 181V180H161ZM246 181H248V180H246ZM3 182V181H2ZM185 182V181H184ZM264 182V181H263ZM1 183V182H0ZM106 183H108V182H106ZM115 183V182H114ZM255 183H256V181H255ZM254 183V184H255ZM108 185V184H107ZM139 185V184H138ZM140 186V185H139ZM237 186V185H236ZM137 187V186H136ZM141 187V186H140ZM148 187V186H147ZM115 188V187H114ZM255 188V189H254ZM253 189L256 191V187H254ZM262 189V185L261 186H259V190H261ZM148 189V188H147ZM153 189V188H152ZM248 189V188H247ZM124 190V189H123ZM263 191V190H262ZM4 192V191H3ZM232 192V191H231ZM231 192H229L230 194H231ZM258 192V191H257ZM75 193V192H74ZM122 193H124V192H122ZM5 194V193H4ZM137 194V193H136ZM167 194V193H166ZM195 194V193H194ZM236 194H237V196H238V198L241 200V202H242V200L244 199V198H246V197H249V195H250V193L248 192V191H244V190H242V191H239L238 190V192H236ZM257 194V193H256ZM6 195V194H5ZM123 195V194H122ZM142 195H144V194H142ZM152 195V194H151ZM260 195V194H259ZM2 196H4V195H2ZM131 196V195H130ZM179 196V195H178ZM230 196V195H229ZM121 197V196H120ZM142 197L143 196H141V199H142ZM162 197V196H161ZM231 197V196H230ZM262 197V196H261ZM4 198V197H3ZM2 198V199H3ZM166 198H167V195H166ZM178 198V197H177ZM237 198V199H238ZM255 198H256V196H255ZM1 199V200H2ZM122 199V198H121ZM135 199H137V198H135ZM151 199V198H150ZM162 199V198H161ZM160 199V200H161ZM261 199V198H260ZM125 200V199H124ZM143 200H144V197H143ZM159 200V201H160ZM167 200H168V198H167ZM6 201V200H5ZM121 201V200H120ZM135 201V200H134ZM236 201V200H235ZM263 201V199H261V200H254L253 202H252V205L251 206H249V211L252 213V214H254V215H258V216H261V215H264V202H262ZM1 202V201H0ZM122 202V201H121ZM132 202V201H131ZM145 202V201H144ZM114 203V202H113ZM123 203V202H122ZM121 203V204H122ZM135 203V202H134ZM161 203H163V202H161ZM10 205V204H9ZM139 205H141V204H139ZM84 206V205H83ZM137 206V205H136ZM9 207V206H8ZM135 207V206H134ZM199 207V206H198ZM78 208V207H77ZM127 208H129L128 206H127ZM142 208H140V210H141ZM152 209V208H151ZM182 209H183V204H182ZM128 210V209H127ZM136 210H138V209H136ZM230 210V209H229ZM110 211H114V212H116L115 214H117V212L118 213H121V214H125L126 212H125V207L123 206V204L122 205H119L118 203H116L115 202V204H113V205H111V207H110ZM226 211V212H225ZM125 212V213H124ZM128 212V211H127ZM153 212V211H152ZM175 212V211H174ZM173 212V213H174ZM233 212V211H232ZM108 213V212H107ZM129 214H131L130 212H128ZM135 213V212H134ZM138 213V212H137ZM177 213V212H176ZM244 213V212H243ZM83 214H85L84 212H83ZM175 214V213H174ZM239 214H241L240 212H239ZM171 215H173L172 214V212H171ZM178 215V214H177ZM234 215V214H233ZM127 216V215H126ZM168 216V215H167ZM174 216V215H173ZM173 216L171 217V218H173ZM258 216H256V217H258ZM109 217V216H108ZM112 217V216H111ZM117 217V216H116ZM121 217H122V215H121ZM133 217H135V216H133ZM175 217V216H174ZM235 217V216H234ZM115 218V217H114ZM128 218V217H127ZM179 218V217H178ZM226 218V217H225ZM262 218H264L263 216H262ZM130 219V218H129ZM139 219H140V217H139ZM168 219V218H167ZM256 219H258V218H256ZM116 220V219H115ZM226 220V219H225ZM135 221V220H134ZM138 221V220H137ZM194 221V220H193ZM211 222V221H210ZM168 223V222H167ZM191 223V222H190ZM138 224V223H137ZM162 223H159L158 225H157V227H156V233L158 234V235H161V233L163 232H166V231H168L169 230V232L170 231H173V224H172V222H171V224H166L165 226H162L161 225ZM218 224V223H217ZM238 224H240V223H238ZM133 225H134V222H133ZM136 225V224H135ZM153 226V225H152ZM209 226V225H208ZM221 226V225H220ZM249 229L251 228L252 230H255L257 233H263L264 232V221H262L261 220V222L260 221H257V220H250L249 221ZM126 228H127V226H126ZM217 228H218V226H217ZM216 228V229H217ZM54 229V228H53ZM52 229V230H53ZM135 229V228H134ZM121 230H122V228H121ZM149 230H151V228L149 229ZM115 231V230H114ZM113 231V232H114ZM177 231V230H176ZM196 231H198L197 229H196ZM218 231H219V229H218ZM227 231V230H226ZM123 232V231H122ZM135 233V232H134ZM170 233H172V232H170ZM165 234H167V232L165 233ZM215 234H217V233H215ZM214 234V235H215ZM124 235V234H123ZM129 235V234H128ZM164 235V234H163ZM170 235H172V234H170ZM169 235V236H170ZM182 235H183V233H182ZM223 235V234H222ZM221 235V237H223ZM259 235V234H258ZM165 236V235H164ZM197 236V235H196ZM138 237V236H137ZM182 237V236H181ZM187 237H189V235L187 236ZM191 237H192V235H191ZM218 237V236H217ZM225 237V236H224ZM227 237H228V235H227ZM235 237V236H234ZM165 238V237H164ZM197 238V237H196ZM239 238V237H238ZM129 239V238H128ZM170 240H171V238H169ZM206 239H207V237L204 235L203 236V238L201 239V240H204V247L202 248L203 250H201V251H199L198 252V254H197V256H196V262H197V264H202V263H204V262H207L208 260H210V261H212L214 264H221L219 261H217V257L219 256V255H222L225 259H226V254H227V245L225 244V243H218L217 244V247L215 248V250L212 248V247H208V244H207V241H206ZM217 239H219V237L217 238ZM225 239V238H224ZM235 239V238H234ZM247 239V238H246ZM130 240V239H129ZM163 240V239H162ZM174 240V239H173ZM181 240H184L183 239V237H182V239ZM188 240H189V238H188ZM166 241V240H165ZM191 241H192V239H191ZM221 241V240H220ZM155 242H157V241H155ZM176 242H177V240H176ZM193 242V241H192ZM199 242V241H198ZM224 242H225V240H224ZM264 242V241H263ZM160 243H161V241H160ZM164 243H166V242H164ZM163 243V244H164ZM170 243H171V241H170ZM210 243H213V241L212 242H210ZM228 243V242H227ZM188 244V243H187ZM167 245V244H166ZM176 245H177V243H176ZM190 244H188V246H189ZM240 245V244H239ZM242 245V244H241ZM262 245V249L264 248V243L263 244H261ZM164 246H165V244H164ZM193 246V245H192ZM213 246V245H212ZM245 246V245H244ZM120 247H121V245H120ZM126 247V245H122V250H124V248ZM166 247V246H165ZM168 247V246H167ZM230 247V246H229ZM259 247V246H258ZM136 248V247H135ZM159 248H161V247H159ZM164 248V247H163ZM173 248V247H172ZM130 249V248H129ZM179 249V248H178ZM172 250V249H171ZM229 250H230V248H229ZM237 251V250H236ZM240 251V250H239ZM239 251H237V252H239ZM242 251V250H241ZM176 252H178V251H176ZM127 253V252H126ZM128 253H129V251H128ZM127 253V254H128ZM134 253V252H133ZM229 253V252H228ZM126 254V255H127ZM10 255V254H9ZM172 255V254H171ZM238 255H239V253H238ZM237 255V256H238ZM127 256H129V255H127ZM172 257V256H171ZM170 257V258H171ZM222 257V258H223ZM228 257L231 259V256H229V254H228ZM121 258L124 260L125 259V252H122V256H121ZM167 258V257H166ZM163 259V258H162ZM161 259V260H162ZM228 260V259H227ZM171 261V260H170ZM121 262V261H120ZM164 262V261H163ZM172 262V261H171ZM183 262V261H182ZM181 262V263H182ZM191 262V261H190ZM223 262V261H222ZM162 263V262H161ZM178 263V262H177ZM186 263V262H185ZM192 263V262H191ZM224 263H225V261H224ZM261 263V262H260ZM128 264V263H127ZM190 264V263H189ZM193 264V263H192ZM205 264V263H204ZM223 264V263H222Z\"/></svg>",
    "mask_w": 264,
    "mask_h": 264
}]
</instances>
